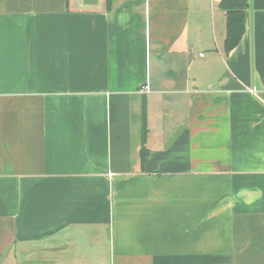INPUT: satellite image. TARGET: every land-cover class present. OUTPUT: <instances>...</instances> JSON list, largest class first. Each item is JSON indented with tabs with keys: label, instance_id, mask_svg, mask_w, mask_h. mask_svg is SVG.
Instances as JSON below:
<instances>
[{
	"label": "crops",
	"instance_id": "0c3cea01",
	"mask_svg": "<svg viewBox=\"0 0 264 264\" xmlns=\"http://www.w3.org/2000/svg\"><path fill=\"white\" fill-rule=\"evenodd\" d=\"M221 1L0 0V264H264V0L228 52Z\"/></svg>",
	"mask_w": 264,
	"mask_h": 264
},
{
	"label": "trees",
	"instance_id": "16d2710c",
	"mask_svg": "<svg viewBox=\"0 0 264 264\" xmlns=\"http://www.w3.org/2000/svg\"><path fill=\"white\" fill-rule=\"evenodd\" d=\"M221 7L227 10V36L225 40V49L230 51L233 49L241 39L244 32V18L245 9L248 5V0H222L220 3ZM146 105L143 104L142 112V147H141V162L143 163L144 158L147 154L145 147L146 135H147V123H146Z\"/></svg>",
	"mask_w": 264,
	"mask_h": 264
},
{
	"label": "rangeland",
	"instance_id": "374dc122",
	"mask_svg": "<svg viewBox=\"0 0 264 264\" xmlns=\"http://www.w3.org/2000/svg\"><path fill=\"white\" fill-rule=\"evenodd\" d=\"M107 1L109 2V0H107ZM21 259H22L23 261H25V256H24V257H21ZM23 264H25V262H24Z\"/></svg>",
	"mask_w": 264,
	"mask_h": 264
},
{
	"label": "built area",
	"instance_id": "2783aa9c",
	"mask_svg": "<svg viewBox=\"0 0 264 264\" xmlns=\"http://www.w3.org/2000/svg\"><path fill=\"white\" fill-rule=\"evenodd\" d=\"M145 90L148 92L150 91L148 86L145 87Z\"/></svg>",
	"mask_w": 264,
	"mask_h": 264
}]
</instances>
